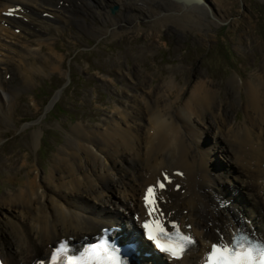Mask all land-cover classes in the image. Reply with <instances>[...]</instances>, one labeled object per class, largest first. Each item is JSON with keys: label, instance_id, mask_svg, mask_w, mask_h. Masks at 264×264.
<instances>
[{"label": "bare ground", "instance_id": "bare-ground-1", "mask_svg": "<svg viewBox=\"0 0 264 264\" xmlns=\"http://www.w3.org/2000/svg\"><path fill=\"white\" fill-rule=\"evenodd\" d=\"M97 1L98 6L105 3ZM95 2L0 0L1 113L5 109L9 113L15 105V83L29 87L34 71L47 69L54 62L50 57L51 61L41 66L38 54L49 37L59 32L66 16H74L73 8L92 10ZM216 2L128 0L121 4L125 12L120 13V20L104 15L102 22L116 26L115 21H129L128 31L136 32L138 26L132 25V18L144 19L150 5L164 8L162 12L171 21L186 18L185 23L196 22L193 12L220 21L217 15L222 6ZM8 10L13 17H4ZM43 13L52 15V24L40 21ZM152 25L156 30L161 28L159 23ZM114 30L118 34V29ZM34 36L36 40H32ZM42 38L45 42L41 46ZM35 43L38 47L34 48ZM136 68L133 75H127L130 81H135ZM181 82L172 77L153 88L147 78L140 88L123 89L111 106L112 116L99 125H85L90 129L84 130L83 125L72 128L70 140L58 151L48 174L41 176L36 167L23 187L0 194V256L7 264H32L63 238L81 241L97 235L103 227L122 223L126 217L120 209L128 215L142 214L144 188L157 178L165 180V176L185 191L181 194L170 186L165 209L174 212L184 225H192L191 232L199 241L182 264H199L210 243L218 240V233L230 236L241 225L264 237V74L247 82L236 76L224 91L206 78ZM134 87L136 94L132 92ZM245 88L247 96L242 101L241 90ZM222 93L224 99L220 98ZM241 108L243 122L238 119ZM174 172L182 176H174ZM240 178L246 199L227 182ZM7 179H15L11 171ZM241 198L251 210L241 211ZM223 201H231L230 206L218 210L217 205ZM151 259L139 262L150 264ZM164 261L158 258L156 264H170Z\"/></svg>", "mask_w": 264, "mask_h": 264}, {"label": "rangeland", "instance_id": "rangeland-1", "mask_svg": "<svg viewBox=\"0 0 264 264\" xmlns=\"http://www.w3.org/2000/svg\"><path fill=\"white\" fill-rule=\"evenodd\" d=\"M127 1L114 4L105 0L98 6L96 0L92 10L73 8L74 16H66L59 32L44 45L43 38L39 41L43 45L37 59L41 66L51 61L50 57L54 62L47 69L35 70L29 87L15 83V105L9 113V109L0 112V194L23 187L36 167L41 176L48 174L58 151L70 140L73 127L83 125L85 130V125H99L114 114L111 106L123 89L140 88L147 78L153 88L172 77L182 84L206 78L224 91L236 76L247 82L264 74V0H216L222 6L217 15L220 21L197 12L192 13L196 22L185 23L186 18L171 21L162 12L164 8L150 5L144 12L148 18H132L136 22L132 25L138 26L136 32L128 31L129 21H115L116 26L102 22L104 15L118 20L124 11L121 4ZM115 6L119 11L113 14ZM156 18L160 19L155 22ZM154 23L162 29L156 30ZM33 47H38L37 43ZM136 67L135 81H130L127 75H133ZM132 92L136 94L135 87ZM246 96L245 88L241 100ZM220 98L224 99L223 93ZM53 101L56 104L47 110ZM238 119H245L242 108ZM206 140L211 143V139ZM10 171L15 177L12 182L7 179ZM227 182L246 199L241 178ZM243 207L241 203L244 212L247 206Z\"/></svg>", "mask_w": 264, "mask_h": 264}, {"label": "snow or ice", "instance_id": "snow-or-ice-1", "mask_svg": "<svg viewBox=\"0 0 264 264\" xmlns=\"http://www.w3.org/2000/svg\"><path fill=\"white\" fill-rule=\"evenodd\" d=\"M165 180L171 182L167 176ZM164 188V183L147 188L143 198L146 218L142 227L146 238L153 242L157 249L167 254L170 260L179 262L190 251L195 241L190 235L182 233L176 224L172 225V234L161 224L159 216L163 213L159 207L160 197L157 193ZM154 217L155 220H153ZM101 249L105 252L103 256L100 255ZM114 252L115 249L105 242L77 256L74 252L69 254L67 242H61L50 259L51 264H122L118 256L112 254ZM0 264L3 262L0 261ZM203 264H264V240H259L247 233H234L229 240L221 237L217 243L211 245L210 250L205 254Z\"/></svg>", "mask_w": 264, "mask_h": 264}, {"label": "water", "instance_id": "water-1", "mask_svg": "<svg viewBox=\"0 0 264 264\" xmlns=\"http://www.w3.org/2000/svg\"><path fill=\"white\" fill-rule=\"evenodd\" d=\"M118 9H119V8H118L117 6H115V7L112 9V13H113V14L117 13Z\"/></svg>", "mask_w": 264, "mask_h": 264}]
</instances>
